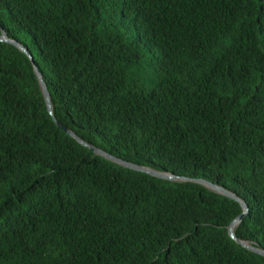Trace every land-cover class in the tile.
I'll use <instances>...</instances> for the list:
<instances>
[{
	"label": "trees",
	"instance_id": "obj_1",
	"mask_svg": "<svg viewBox=\"0 0 264 264\" xmlns=\"http://www.w3.org/2000/svg\"><path fill=\"white\" fill-rule=\"evenodd\" d=\"M1 26L62 126L234 191L264 249V0H0ZM242 212L79 143L0 42V264H264Z\"/></svg>",
	"mask_w": 264,
	"mask_h": 264
},
{
	"label": "water",
	"instance_id": "obj_2",
	"mask_svg": "<svg viewBox=\"0 0 264 264\" xmlns=\"http://www.w3.org/2000/svg\"><path fill=\"white\" fill-rule=\"evenodd\" d=\"M0 42H8L11 43L13 45H15L16 47H18L20 50H22L23 52H25L28 57L31 59L32 63H33V67H34V71L36 73V76L38 78L47 108L49 113L52 115L53 119L56 121V123L62 127L67 133H69L72 137H74L79 143H81L82 145L89 147L91 150H93L97 155L103 156L104 158L113 161L115 163H118L124 167L136 170V171H142L145 173H148L150 175H153L155 177L161 178V179H165V180H171V181H177V182H195L198 184H201L205 187H207L208 189L222 194L224 196H227L233 200H236L240 203V205L243 208V212L238 215L237 217H235L232 222L229 224L228 226V232L229 235L235 239L238 243H240L241 245H243L244 247H246L247 249L256 252L258 254L264 255V249L257 246L254 242L252 241H247L244 239H240L237 234H236V228L239 225V223L243 220V218L246 216V214L249 212V206L247 204V202L241 198L237 193H235L234 191L218 184L215 183L209 179L206 178H196V177H188V176H184V175H178L172 172H168V171H161V170H157L154 169L150 166H146V165H140L131 161H127L123 158H120L118 156H115L113 154H111L110 152L96 147L93 144L89 143L88 141L84 140L82 137H80L75 131L68 129L64 126H62V124L57 120L55 113H54V103L52 100V95L51 92L47 86V83L44 79V76L42 74V72L40 71L38 65L35 62L34 56L32 54V52L30 51V49L23 44L22 42L11 38L7 31L5 30L4 27L1 26V34H0Z\"/></svg>",
	"mask_w": 264,
	"mask_h": 264
},
{
	"label": "rangeland",
	"instance_id": "obj_3",
	"mask_svg": "<svg viewBox=\"0 0 264 264\" xmlns=\"http://www.w3.org/2000/svg\"><path fill=\"white\" fill-rule=\"evenodd\" d=\"M147 61H148L147 55H146V53H144V55H143V64L146 65Z\"/></svg>",
	"mask_w": 264,
	"mask_h": 264
}]
</instances>
